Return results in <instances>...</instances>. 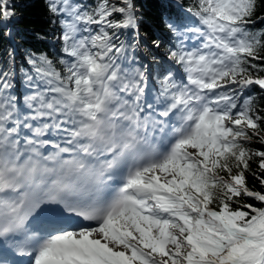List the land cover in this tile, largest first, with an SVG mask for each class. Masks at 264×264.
<instances>
[{"label":"snow or ice","instance_id":"1","mask_svg":"<svg viewBox=\"0 0 264 264\" xmlns=\"http://www.w3.org/2000/svg\"><path fill=\"white\" fill-rule=\"evenodd\" d=\"M44 5L52 55L0 59V264H264V0H178L151 48L136 0Z\"/></svg>","mask_w":264,"mask_h":264},{"label":"trees","instance_id":"2","mask_svg":"<svg viewBox=\"0 0 264 264\" xmlns=\"http://www.w3.org/2000/svg\"><path fill=\"white\" fill-rule=\"evenodd\" d=\"M178 0H136L137 8L142 16L143 24L141 25V34L146 35V41L151 48L152 39L155 36L162 35L165 30L161 25V17L169 11L177 10ZM16 15L10 22L11 26L0 24V59H13L16 67L21 65L27 66L25 62L28 51L47 52L52 55L54 52L52 36L53 29L47 22V13L44 0H15ZM256 27L264 28V23ZM10 29L12 36L11 41L16 48L18 55L13 52V45L8 41L6 31ZM37 33L47 34V39L37 38ZM145 52L146 50L143 49ZM164 54V47L159 49ZM8 52L12 56L7 55ZM151 60L152 51L146 52ZM264 103V101H262ZM264 137V132L259 134ZM256 147H260L257 143ZM255 185L256 190H261L258 182L249 177V185ZM252 202V201H249Z\"/></svg>","mask_w":264,"mask_h":264},{"label":"rangeland","instance_id":"3","mask_svg":"<svg viewBox=\"0 0 264 264\" xmlns=\"http://www.w3.org/2000/svg\"><path fill=\"white\" fill-rule=\"evenodd\" d=\"M155 51H157V52H158V50H155Z\"/></svg>","mask_w":264,"mask_h":264}]
</instances>
